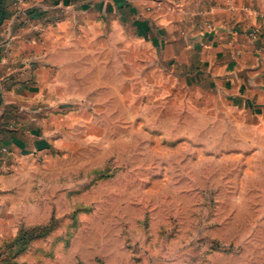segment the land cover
Returning a JSON list of instances; mask_svg holds the SVG:
<instances>
[{
    "label": "rangeland",
    "instance_id": "obj_1",
    "mask_svg": "<svg viewBox=\"0 0 264 264\" xmlns=\"http://www.w3.org/2000/svg\"><path fill=\"white\" fill-rule=\"evenodd\" d=\"M95 22L94 55L60 73L68 104L14 217L16 236L39 230L16 260L264 264V106L217 102L129 25Z\"/></svg>",
    "mask_w": 264,
    "mask_h": 264
},
{
    "label": "crops",
    "instance_id": "obj_2",
    "mask_svg": "<svg viewBox=\"0 0 264 264\" xmlns=\"http://www.w3.org/2000/svg\"><path fill=\"white\" fill-rule=\"evenodd\" d=\"M102 3L0 0V264H19L16 210L31 197L36 160L52 147L49 131L68 104L57 96L60 73L94 55L86 48L96 14L129 25L173 72L213 89L217 102L264 106V0Z\"/></svg>",
    "mask_w": 264,
    "mask_h": 264
},
{
    "label": "trees",
    "instance_id": "obj_3",
    "mask_svg": "<svg viewBox=\"0 0 264 264\" xmlns=\"http://www.w3.org/2000/svg\"><path fill=\"white\" fill-rule=\"evenodd\" d=\"M39 230L38 228H33L31 230L21 231V233L13 240L14 245H17V251L23 252L27 246L33 241L35 236L33 231Z\"/></svg>",
    "mask_w": 264,
    "mask_h": 264
},
{
    "label": "built area",
    "instance_id": "obj_4",
    "mask_svg": "<svg viewBox=\"0 0 264 264\" xmlns=\"http://www.w3.org/2000/svg\"><path fill=\"white\" fill-rule=\"evenodd\" d=\"M17 1L19 3H22L24 0H17ZM208 26L211 27V24H208ZM249 33L252 37L256 38L259 34V31H258V29H251Z\"/></svg>",
    "mask_w": 264,
    "mask_h": 264
},
{
    "label": "water",
    "instance_id": "obj_5",
    "mask_svg": "<svg viewBox=\"0 0 264 264\" xmlns=\"http://www.w3.org/2000/svg\"><path fill=\"white\" fill-rule=\"evenodd\" d=\"M242 73H243V74H245L246 72H245V71H243Z\"/></svg>",
    "mask_w": 264,
    "mask_h": 264
}]
</instances>
